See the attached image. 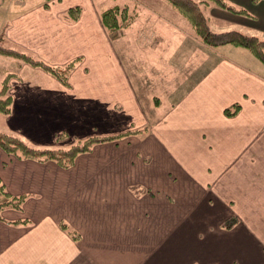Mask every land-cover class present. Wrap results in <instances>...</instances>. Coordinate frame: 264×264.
I'll return each mask as SVG.
<instances>
[{
  "label": "crops",
  "instance_id": "crops-1",
  "mask_svg": "<svg viewBox=\"0 0 264 264\" xmlns=\"http://www.w3.org/2000/svg\"><path fill=\"white\" fill-rule=\"evenodd\" d=\"M118 1L0 0L5 44L75 60L63 81L11 57L0 130L36 146L122 134L68 166L0 146V179L25 196L1 210L0 264H264V63L205 44L160 0ZM228 1L251 16L210 5V29L264 37V0ZM110 4L136 14L114 37Z\"/></svg>",
  "mask_w": 264,
  "mask_h": 264
},
{
  "label": "trees",
  "instance_id": "trees-1",
  "mask_svg": "<svg viewBox=\"0 0 264 264\" xmlns=\"http://www.w3.org/2000/svg\"><path fill=\"white\" fill-rule=\"evenodd\" d=\"M170 5L176 8L180 14L189 22L197 36L207 45L216 46L221 44H234L249 49L253 55L264 63V37L257 34H248L238 29H229L223 31H213L209 28L208 17L205 14L206 8L210 5L218 6L222 9L231 11L236 14L251 16V14L241 6H236L228 0H166ZM257 2L259 0H252ZM80 8L73 6L68 9V14L72 19H75L79 14ZM134 10L126 5L114 4L100 11V19L109 33L123 29L134 17ZM114 37V36H113ZM0 52L9 54L16 58L18 62H27L34 66H38L49 71L56 77L66 81L68 72L74 65L72 60L63 66L49 64L41 59L35 58L32 55L16 49L14 47H4L0 44ZM7 73L1 80L0 86V114H6L10 111L11 96L8 92V77ZM238 104H234L232 108H225L226 114H234ZM119 135L108 136H90L71 144L69 147H37L27 142L20 136L0 130V146L9 154L17 157H29L36 160H55L62 166L71 164L75 156L81 152L88 151L92 146L101 141L114 139ZM135 191L139 189L133 187ZM23 194H11L6 190L3 182L0 179V216L1 210L6 206L21 207L24 199ZM238 220L237 216L232 214L223 221V227H231ZM60 225L67 230L74 238L77 237V232L68 228L66 223L61 222Z\"/></svg>",
  "mask_w": 264,
  "mask_h": 264
},
{
  "label": "rangeland",
  "instance_id": "rangeland-1",
  "mask_svg": "<svg viewBox=\"0 0 264 264\" xmlns=\"http://www.w3.org/2000/svg\"><path fill=\"white\" fill-rule=\"evenodd\" d=\"M3 1V4H6L7 2H8V0H2ZM151 0H149V2H150ZM155 1H157V0H155ZM117 2H119L118 0H117ZM113 4V3H112ZM111 5V4H110ZM159 6L162 8V10H164V15H166L167 17H169L170 19H176V17H175V12H177V13H179L177 10H176V8H174L172 5H170L166 0H160V2H159ZM133 10H135V7H133ZM134 12V17H133V19L130 21V23L129 24H133V25H135V22H136V20H134V18H135V11H133ZM207 17H208V21H209V16L207 15ZM5 18H6V15H4L2 12H0V26H2L3 25V22H4V20H5ZM187 21V20H186ZM160 22H162V21H160ZM209 23V22H208ZM128 24V25H129ZM161 24H163V23H161ZM165 24V23H164ZM213 23L211 22V25H212ZM209 26H210V24H209ZM210 28V27H209ZM120 30H118V31H115L114 33H111L113 36H115V35H117V33L119 32ZM0 44L2 45V46H4V47H11L10 45H7V44H5L4 42H3V40H2V37H0ZM13 47V46H12ZM16 49H19V48H17L16 47ZM20 50V49H19ZM11 57H13V56H11V55H9V54H5V53H2V52H0V86H1V80L5 77V75L9 72V71H11L12 69H13V63L11 62V60L13 61V58H11ZM16 61H17V59H16ZM46 62V61H45ZM48 63V62H47ZM50 64V63H49ZM65 64H67V63H65ZM64 64V65H65ZM57 66V65H56ZM60 66V65H59ZM63 66V65H62ZM8 92H9V90H8ZM2 131V130H1ZM115 135H119V134H115ZM90 136H108V135H98V134H95V135H89V136H87V137H85V138H88V137H90ZM85 138H81V139H76V140H74V141H72V142H70V143H66V144H63V143H60L59 145H53V146H37V147H55V148H62V149H65V148H67V147H69L71 144H73V143H75V142H77V141H82L83 139H85ZM102 142V141H101ZM97 143H99V142H97ZM96 144V143H95ZM32 145H34V144H32ZM36 146V145H35ZM70 165V164H69Z\"/></svg>",
  "mask_w": 264,
  "mask_h": 264
}]
</instances>
